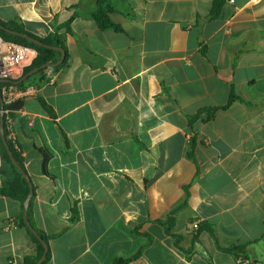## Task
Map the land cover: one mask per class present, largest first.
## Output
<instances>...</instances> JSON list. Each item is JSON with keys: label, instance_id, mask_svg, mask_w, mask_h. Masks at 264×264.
I'll return each instance as SVG.
<instances>
[{"label": "crops", "instance_id": "crops-1", "mask_svg": "<svg viewBox=\"0 0 264 264\" xmlns=\"http://www.w3.org/2000/svg\"><path fill=\"white\" fill-rule=\"evenodd\" d=\"M213 2L112 0L116 32L96 24L97 0H0L1 21L62 35L69 56L10 119L33 224L50 237L44 264H111L141 248L129 264H264V0H225L204 20ZM232 90L247 104L190 124ZM176 209L169 235L158 221ZM21 214L0 196V264L36 252Z\"/></svg>", "mask_w": 264, "mask_h": 264}, {"label": "trees", "instance_id": "trees-1", "mask_svg": "<svg viewBox=\"0 0 264 264\" xmlns=\"http://www.w3.org/2000/svg\"><path fill=\"white\" fill-rule=\"evenodd\" d=\"M111 1L112 0H97L98 7L93 12L92 16H93V18H94V20H95V22L98 25L100 30L105 31V30H111L112 29L116 32H121L122 28L119 25L115 24L110 17V15L114 11V8L111 5ZM224 3H225V0H214L210 15L207 19H204V20H212V19L218 18L220 16V13L222 11V7H223ZM72 20H73V18H71L65 25H63V29H65L66 33H68V34L71 33L70 26H71ZM0 24L3 25L4 27L8 28V29H11V30L29 35L35 39H38L47 45L64 49L66 52V59L63 61V63H61L57 67L52 68V70L54 72L59 71L60 69H62L67 64V60H68L69 56H68L65 41H64L62 35L52 34V35H49L46 37H40L38 35H35L29 31H27L22 25H19V24L14 23V22L6 23V22H3L0 20ZM0 37L7 42H13V43H16V44H19L22 46H26V47H29V48L33 49L34 51H36V53H37L36 57L34 58L31 65L24 68L22 75H25L28 72L32 71L33 69L39 68L45 64H56L62 57V54L59 51L37 46L25 38H22V37L17 36V35L9 34L5 30H2V29H0ZM45 75H46V70H41L39 73L31 76L25 82L19 84V86L22 88L32 86V85L39 86L38 83H33V81L36 80L37 78H41V80H44ZM236 101L247 104L244 100H242L235 93L234 90H232L229 101L225 106L201 109L196 115L191 116L189 118L190 124L192 125L196 120H198L204 112H206L208 114L205 121L206 122L212 121L215 118V115L219 110L228 109ZM40 103L43 106V108L46 111H48V113H50L51 115H54L52 108L50 106H48L44 100L40 99ZM21 108H22V101L17 102L11 106L5 107V110H9V113L5 114V136H6V139L8 141V144L10 146V149L13 153L14 158L20 164V166H22V168H24V170H25L24 160L22 158L19 146H18L15 139H11L9 137L10 133H11L9 119H11L13 117V113L15 111H17ZM196 143H197V139L195 138L194 139V145ZM0 152L2 155V159H3V166H2V169L0 170V177L2 179V183L0 185V196L8 197V198L13 199V200L20 203V206L22 209V214L17 220V225L19 227L23 228L27 232L31 241L36 246L35 254L27 256L24 260V264H35L42 257L43 252H44V247H43L42 243L38 240V238L36 236H34L32 231L28 228L27 223H26L24 216H23L24 202L27 199L29 191H30L29 184L27 183V181L25 180L23 175L19 172V170L13 165V163L10 159V156L7 152V149L3 144L1 137H0ZM49 158H50L49 154L44 153L43 168H44L45 172H47V163L49 161ZM176 213H177V209L172 211L170 213V215H168V217L165 220H159L158 221L159 224H161L164 227L165 232L169 235H172L174 215ZM32 214H33V201H31L30 206H29V210H28L29 222H30L31 226L33 227V229L36 230L38 232V234L44 240H46L48 243L50 237L35 227V225L33 224V221H32ZM202 230H208L210 233L213 234V230L211 229V227L205 223L199 225L198 233L201 232ZM175 238L177 239L176 240V246L181 251L186 253V251L180 247L179 236H175ZM195 241H197V237H196ZM225 251L228 253H231L236 259H238L239 256L244 253V248L241 246L232 245V246L228 247L227 249H225ZM142 252H143V248H141L136 254H134L133 256H131L129 258H116L112 261L111 264H129V263L137 260L141 256ZM49 257L50 256L48 253L46 260H48Z\"/></svg>", "mask_w": 264, "mask_h": 264}, {"label": "built area", "instance_id": "built-area-1", "mask_svg": "<svg viewBox=\"0 0 264 264\" xmlns=\"http://www.w3.org/2000/svg\"><path fill=\"white\" fill-rule=\"evenodd\" d=\"M234 3V0H230ZM36 53L33 49L22 46L13 42H7L0 37V114L9 113V110H5V107L11 106L17 102L23 101L27 96L33 92L31 86L22 88L17 81L23 74L26 66V61L30 55ZM19 70V73L16 71ZM52 68L46 70V73L51 75ZM51 84L55 82V79L51 77ZM10 122V119H9ZM11 139H15L14 135L10 133ZM3 166V159L0 152V170ZM193 228H198V223L193 224Z\"/></svg>", "mask_w": 264, "mask_h": 264}, {"label": "water", "instance_id": "water-1", "mask_svg": "<svg viewBox=\"0 0 264 264\" xmlns=\"http://www.w3.org/2000/svg\"><path fill=\"white\" fill-rule=\"evenodd\" d=\"M0 29L5 30L9 34L17 35V36H20L22 38H25V39H27L28 41L34 43L37 46L44 47V48L51 49V50H56V51L61 52V54H62L61 59L56 64H45V65H43V66H41L39 68L33 69L32 71L28 72L25 75H22L17 81H15L16 84H21V83L25 82L31 76L39 73L41 70H48L50 68L57 67L58 65L63 63V61L66 59V52L62 48L53 47V46L47 45V44L43 43L42 41H40L38 39H35V38H33V37L29 36V35H26V34H23V33L8 29V28L4 27L1 24H0ZM0 137H1L2 141H3L4 146L7 149V152L9 154V156H10V159H11L13 165L19 170V172L23 175V177L25 178V180L29 184L30 191H29L27 199L24 202L23 216H24V219H25V221L27 223L28 228L32 231L33 235L38 238V240L42 243V245L44 247V252H43L42 257L35 264H44V262L47 259L48 253H49V245H48L47 241L44 240L38 234V232L36 230L33 229V227L31 226V224L29 222V218H28L29 206H30V203H31V201H32V199L34 197V194H35L34 186H33L32 180L29 177L28 173L16 161V159L14 158L13 153H12V151L10 149V146H9L8 141L6 139V136H5V115H4L3 112H1V114H0Z\"/></svg>", "mask_w": 264, "mask_h": 264}, {"label": "rangeland", "instance_id": "rangeland-1", "mask_svg": "<svg viewBox=\"0 0 264 264\" xmlns=\"http://www.w3.org/2000/svg\"><path fill=\"white\" fill-rule=\"evenodd\" d=\"M16 72L19 73V70H17Z\"/></svg>", "mask_w": 264, "mask_h": 264}]
</instances>
